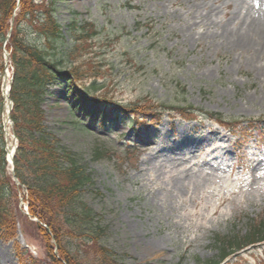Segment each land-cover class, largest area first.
I'll use <instances>...</instances> for the list:
<instances>
[{
    "label": "rangeland",
    "instance_id": "374dc122",
    "mask_svg": "<svg viewBox=\"0 0 264 264\" xmlns=\"http://www.w3.org/2000/svg\"><path fill=\"white\" fill-rule=\"evenodd\" d=\"M227 2L57 0V13L63 25L76 15L79 24L98 27L96 39L84 44L72 63L87 77L100 73L99 95L152 108L189 105L227 121L262 120L264 55L235 50L223 36L224 26L236 29L259 8L253 0ZM5 72L10 80L11 65L0 74L1 91ZM54 101L45 106L52 128L73 120L69 104ZM3 120L2 108V125ZM183 120L165 115L161 126L149 131L116 123L112 134L102 127L97 133L70 124L60 128L64 144L83 156L93 175L94 187L83 199L107 229L104 246L125 264H211L218 261L217 235H245L252 220L264 218L261 139L244 140L246 146L237 151L239 139L231 131L202 118L192 124L200 129L190 134ZM103 144L111 154L95 161L93 149ZM11 170L7 164L5 175L12 179ZM16 200L9 217L15 233L0 230V264H57L50 257L55 241L30 213V191L17 189ZM79 244L73 242L71 250ZM235 264H264V248L247 250Z\"/></svg>",
    "mask_w": 264,
    "mask_h": 264
},
{
    "label": "trees",
    "instance_id": "16d2710c",
    "mask_svg": "<svg viewBox=\"0 0 264 264\" xmlns=\"http://www.w3.org/2000/svg\"><path fill=\"white\" fill-rule=\"evenodd\" d=\"M57 11V0H20L19 3L18 0H0V74L4 72L5 64L2 59L3 47L12 28L6 48L11 53L14 68L11 89L14 109L11 114L15 124L14 134L19 142L15 176L30 191L34 200L30 202L31 215L47 227L38 225L39 229L56 243L57 256L53 248L50 250L54 263L62 264L61 258L65 264H125L118 252L104 246L107 229L102 227L97 214L83 199L85 191L94 187L93 175L84 164L83 156L64 144L60 128L70 124L76 131L87 130L84 123L76 118L75 111L79 109L94 114L95 122L97 114L105 123L108 122L105 111L100 110L98 104L86 110L88 99L93 96L99 97L96 99L105 108L112 109L113 116L109 117V122L132 119L130 126L134 121L142 120L155 124L165 113H177L186 121L197 120L204 112L189 105L164 104L154 108L144 102L125 105L99 95L102 89L98 86L100 73L92 78L87 77L72 63V59L76 60L73 57L76 52L87 42L96 39L98 27L94 28L93 24L87 22L79 24L76 15L69 24L63 25ZM12 20L14 24L11 27ZM63 84L78 108L73 110L74 121L58 122L57 127L52 128L46 123L45 106L52 103L53 89ZM2 102L0 84V230L6 233L9 228L14 234L16 225L9 217L13 216L12 205L15 201L17 203V189L12 179L5 175L7 161L1 122ZM204 115L224 125L232 126L235 123L224 120L220 115ZM103 145L93 149L95 161L110 156L111 152ZM75 241L81 245L71 250ZM262 244L264 218L252 220L245 235H217L213 245L218 251V261L211 264H221L227 259H231L227 264H235L242 256L240 252L248 247L257 249Z\"/></svg>",
    "mask_w": 264,
    "mask_h": 264
},
{
    "label": "bare ground",
    "instance_id": "6f19581e",
    "mask_svg": "<svg viewBox=\"0 0 264 264\" xmlns=\"http://www.w3.org/2000/svg\"><path fill=\"white\" fill-rule=\"evenodd\" d=\"M254 3L259 8L256 16L248 15L236 29L224 26L223 36L235 50L254 51L260 56L264 55V0H254ZM11 154L12 151L8 155L10 159Z\"/></svg>",
    "mask_w": 264,
    "mask_h": 264
},
{
    "label": "water",
    "instance_id": "95a60500",
    "mask_svg": "<svg viewBox=\"0 0 264 264\" xmlns=\"http://www.w3.org/2000/svg\"><path fill=\"white\" fill-rule=\"evenodd\" d=\"M9 36H10V34H9ZM8 39H9V37H7ZM7 39V40H8ZM6 56L8 57V54H6ZM12 81V80H11ZM13 82V81H12ZM12 82H11V84H10V88H9V90L11 89V87H12ZM4 98H5V100L7 101V103H9L8 104V111L6 112V114H7V120L10 122V124L12 125V127H14V124L12 123V121H11V114H10V112L12 111V109H13V103L11 102V99H10V92H8V93H6V95H4ZM8 151V150H7ZM11 157H12V159H11V163H12V166H13V168H14V160H15V157H14V154H12L11 155ZM15 169V168H14ZM16 183H19V180L18 179H16Z\"/></svg>",
    "mask_w": 264,
    "mask_h": 264
}]
</instances>
